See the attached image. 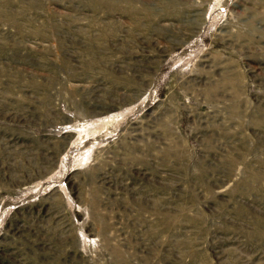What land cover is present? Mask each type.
Wrapping results in <instances>:
<instances>
[{
  "label": "rangeland",
  "instance_id": "obj_1",
  "mask_svg": "<svg viewBox=\"0 0 264 264\" xmlns=\"http://www.w3.org/2000/svg\"><path fill=\"white\" fill-rule=\"evenodd\" d=\"M0 264H264V0H0Z\"/></svg>",
  "mask_w": 264,
  "mask_h": 264
}]
</instances>
